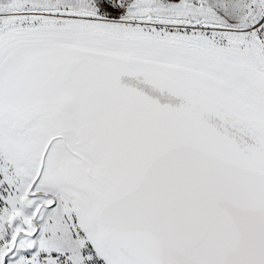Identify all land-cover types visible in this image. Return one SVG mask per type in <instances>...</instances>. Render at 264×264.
<instances>
[{
  "label": "snow or ice",
  "instance_id": "1",
  "mask_svg": "<svg viewBox=\"0 0 264 264\" xmlns=\"http://www.w3.org/2000/svg\"><path fill=\"white\" fill-rule=\"evenodd\" d=\"M0 264H264V0H0Z\"/></svg>",
  "mask_w": 264,
  "mask_h": 264
}]
</instances>
